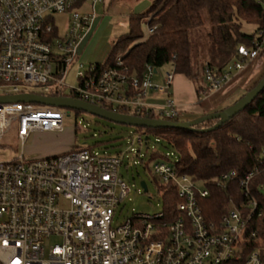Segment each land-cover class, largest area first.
Wrapping results in <instances>:
<instances>
[{
  "label": "built area",
  "instance_id": "obj_1",
  "mask_svg": "<svg viewBox=\"0 0 264 264\" xmlns=\"http://www.w3.org/2000/svg\"><path fill=\"white\" fill-rule=\"evenodd\" d=\"M104 1L0 0V97L72 98L116 113L124 109L138 118L152 115L153 120L177 122L181 110L170 94L174 74L155 82L158 70L147 66L142 78L130 76L121 55L114 68L99 70L96 64L80 73L78 87L64 95L66 70L79 57L76 47L89 35L96 7ZM86 6L88 11L82 12ZM56 15L70 16L62 39L51 37L58 31ZM151 32L147 26V35ZM259 51L239 48L245 62ZM245 62L222 75L206 66L208 92L221 90ZM150 92L165 95L166 103L147 104ZM65 110L0 104V150L13 129L22 146L33 133L62 131ZM134 132V141L148 147L147 131ZM158 154L162 158L154 160L152 174L164 202L168 187L176 192L180 202L174 214L164 204L162 212L135 214L120 226L113 219L130 192L118 173L124 155L74 149L48 159L28 161L22 155L12 162L0 160V264H263L259 251L249 253L250 238L256 234H247L255 217L262 215L258 202L248 199L241 207L232 203L219 225L209 223L201 206L209 190L178 172L174 152ZM257 173L255 169L240 182L246 194ZM236 178L235 172L223 174L214 184L224 187ZM63 200L69 209L61 207ZM51 239L61 242L46 249Z\"/></svg>",
  "mask_w": 264,
  "mask_h": 264
},
{
  "label": "trees",
  "instance_id": "obj_2",
  "mask_svg": "<svg viewBox=\"0 0 264 264\" xmlns=\"http://www.w3.org/2000/svg\"><path fill=\"white\" fill-rule=\"evenodd\" d=\"M207 11L211 23L209 38L212 54L207 66L222 75L237 62H245L239 48L260 51L246 65L260 61L264 57V3L262 0H153L143 14L132 15L128 32L119 36L104 64H97L99 70L114 68L118 56H122L123 66L130 76L142 78L146 67L157 70L169 66L175 75H183L192 82L201 79L199 69H195L191 58V29L203 25V11ZM152 29L147 36L144 25ZM51 37H58L55 30ZM264 78V72L247 89H254ZM205 79V69H204ZM198 93H209L206 86H200ZM78 112V111H77ZM120 114H128L124 109ZM219 112V111H216ZM150 119L154 117L149 116ZM208 121L196 130L149 129L148 140L152 136L165 148H171L178 157V172L188 175L209 190L208 198L201 202L207 222L219 225L222 216L231 204L241 207L246 200L255 199L262 211L249 226V253L264 252V91L251 105L237 114L222 127L212 132H202L217 124ZM144 129V128H138ZM153 154L151 161L162 158ZM48 159V158H45ZM259 170L250 182L249 194L240 186L246 175ZM235 172L237 178L224 187L214 183L223 174ZM164 196L166 211L174 214V206L180 201L173 188H167Z\"/></svg>",
  "mask_w": 264,
  "mask_h": 264
},
{
  "label": "rangeland",
  "instance_id": "obj_3",
  "mask_svg": "<svg viewBox=\"0 0 264 264\" xmlns=\"http://www.w3.org/2000/svg\"><path fill=\"white\" fill-rule=\"evenodd\" d=\"M153 0H114L111 6L103 9L101 5L96 7V18L99 26L91 37H84V40L76 47L79 57L70 64L66 70L63 86L64 95L68 96L72 88L79 85V74L87 72L96 64H104L112 50L114 41L121 35L128 32L129 19L132 9L140 13H145L152 5ZM264 3V0H262ZM88 11V7L85 8ZM84 11V12H85ZM83 12V10H82ZM203 25L191 29L189 38L191 41V58L195 69H199L201 79L197 82L188 80L183 75H175L169 66L158 70L155 82H163L167 73L175 76L174 83L170 88L171 99L177 104L175 84L179 82L183 90L187 91L188 86L194 91L195 98L200 86H205L204 69L207 66L211 54L212 44L209 38L211 23L208 12L202 13ZM69 15H56L55 25L58 29L59 38L62 39L69 31ZM147 35V26L144 25ZM148 36V35H147ZM60 53L59 51H56ZM244 91L237 90L234 95L222 106L220 111L234 105L242 98ZM201 96V95H200ZM202 97V96H201ZM167 97L158 93L153 97L152 93L146 96V103L156 107L163 106ZM64 128L59 132H36L31 135L24 146L18 141L15 130H11L3 140V147L0 150V160L12 162L24 155L26 160H36L54 158L74 149L94 150L100 154H110L112 156L124 155V163L119 169L120 179L127 184L130 192L118 206L113 219L115 226H120L128 218L135 214L155 215L163 211L164 200L161 196V189L158 188V181L152 174L154 161H151L153 154L159 152L166 154L172 152L171 148H165L156 143V137L151 138L149 146L140 147L134 141L135 128L116 124L105 119L90 115L88 113L77 112L75 110H65ZM193 115L182 112L177 118V122H185ZM133 149V152L131 150ZM158 150V151H157ZM156 151V152H155ZM142 182L148 185V193L141 186ZM264 193V188L262 189ZM61 207L69 209L70 204L61 201ZM60 239H51L46 243V249L54 244L60 243ZM264 264V252L261 254Z\"/></svg>",
  "mask_w": 264,
  "mask_h": 264
},
{
  "label": "water",
  "instance_id": "obj_4",
  "mask_svg": "<svg viewBox=\"0 0 264 264\" xmlns=\"http://www.w3.org/2000/svg\"><path fill=\"white\" fill-rule=\"evenodd\" d=\"M264 91V78L260 83L251 91L246 93L239 101L234 105L215 113L204 115L192 121L185 122H170L163 120H153L148 118H138L131 115L120 114L112 112L95 105L74 100L72 98H42L32 94H24L19 96H4L0 97V104H10V103H33L42 106L55 107L60 109H66L68 111L75 110L78 112L88 113L90 115L105 119L107 121L132 127V128H149V129H179V130H189L194 131L196 127L204 124L208 121L217 120L218 123L213 127L204 129L202 132H212L225 123L233 119L237 114L248 108L251 103ZM144 191L147 192L148 188L145 182L141 183Z\"/></svg>",
  "mask_w": 264,
  "mask_h": 264
},
{
  "label": "crops",
  "instance_id": "obj_5",
  "mask_svg": "<svg viewBox=\"0 0 264 264\" xmlns=\"http://www.w3.org/2000/svg\"><path fill=\"white\" fill-rule=\"evenodd\" d=\"M113 1L114 0H105L104 3L101 4L102 8L106 9L107 7L108 9L113 3ZM86 7L83 8V11H85ZM137 13L139 12L134 11V9H132L130 17L132 15H139ZM98 20V18L95 19L92 29L87 37L92 38V34L99 26ZM263 72L264 57L258 62L246 65L245 68L242 71L236 73L233 78L221 90L212 93L197 92L199 95L198 98H195L194 91L191 90L190 86H188L187 91H184V86L181 87L182 85L179 84L184 83H176L174 87L177 105L179 106L181 113L186 112L189 114L191 113L193 115L187 121H192L204 115L215 113L216 111H220V107H222L234 95L237 90L244 91L245 95L247 89L260 77ZM244 95H242V97ZM152 96L157 97L158 93L152 92Z\"/></svg>",
  "mask_w": 264,
  "mask_h": 264
}]
</instances>
